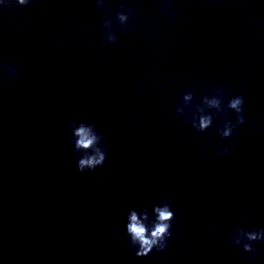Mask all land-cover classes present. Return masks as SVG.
I'll use <instances>...</instances> for the list:
<instances>
[{
  "label": "water",
  "instance_id": "water-1",
  "mask_svg": "<svg viewBox=\"0 0 264 264\" xmlns=\"http://www.w3.org/2000/svg\"><path fill=\"white\" fill-rule=\"evenodd\" d=\"M108 19L115 47L102 43ZM236 96L245 123L225 138ZM201 115L213 117L205 132ZM73 122L101 136L94 171L77 168ZM165 202L168 246L139 258L128 216L147 211L151 227ZM238 226L264 228V0L0 7V264H264V241L252 253L231 243Z\"/></svg>",
  "mask_w": 264,
  "mask_h": 264
},
{
  "label": "clouds",
  "instance_id": "clouds-1",
  "mask_svg": "<svg viewBox=\"0 0 264 264\" xmlns=\"http://www.w3.org/2000/svg\"><path fill=\"white\" fill-rule=\"evenodd\" d=\"M30 3L31 0H17L19 6L27 7ZM8 4L9 0H2L0 7L7 9ZM103 5L104 0H96V6L98 8L103 7ZM162 7L166 12L169 11L167 5H162ZM131 15L132 9L120 11L116 14V20L120 26L127 27ZM103 28L106 31L102 43L115 47L119 42V36L117 30L113 27L112 20H106L103 24ZM7 71L12 78L18 76L15 63L10 64ZM183 99L184 101H191L193 99L192 93L189 92L185 94ZM205 103L211 108H221V99L218 97L212 99L205 97ZM244 103L245 100L243 96H236L229 101L228 107L238 114V120L237 125H233L231 122L225 125L221 132L223 137H231L234 127L245 123V116L243 114ZM177 111L183 114V108H178ZM201 111H203V109H201ZM192 124L198 131L205 132L212 126L213 117L211 115H201L198 123L193 120ZM73 129V134L76 137L75 149L77 152L85 153L77 161L78 170L83 173L86 170L94 171L98 167L103 166L107 158V153L99 146L101 136L95 131V125L80 123L79 126H76L75 122H73ZM228 151H230V149H225L221 155L226 156ZM153 214L155 215V220L151 223V227L144 222L150 219L147 211L144 212L143 219H141L140 215L135 211H132L128 216L126 232L130 237L131 245L136 249L135 255L139 258L147 257L154 249L157 251H164L168 246L169 239L173 235L171 231V222L175 218V213L172 210L171 202H165L162 205L154 206ZM230 241L235 246L242 245L245 252L252 253L255 249L251 242L264 241V228L257 231H245L243 227L238 226L230 236Z\"/></svg>",
  "mask_w": 264,
  "mask_h": 264
}]
</instances>
